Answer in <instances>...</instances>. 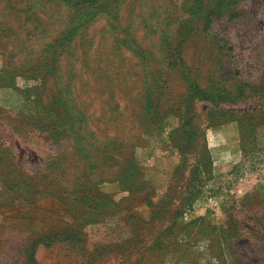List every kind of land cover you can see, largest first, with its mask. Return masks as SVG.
Listing matches in <instances>:
<instances>
[{"label": "rangeland", "instance_id": "374dc122", "mask_svg": "<svg viewBox=\"0 0 264 264\" xmlns=\"http://www.w3.org/2000/svg\"><path fill=\"white\" fill-rule=\"evenodd\" d=\"M0 264H264V0H0Z\"/></svg>", "mask_w": 264, "mask_h": 264}, {"label": "trees", "instance_id": "16d2710c", "mask_svg": "<svg viewBox=\"0 0 264 264\" xmlns=\"http://www.w3.org/2000/svg\"><path fill=\"white\" fill-rule=\"evenodd\" d=\"M236 121H240L238 118L235 119ZM191 123H192V117H190L185 123L181 124V128H187V127H190L191 126ZM239 126V125H238ZM239 131H240V126H239ZM183 145H179L178 148H179V152L181 155H183Z\"/></svg>", "mask_w": 264, "mask_h": 264}, {"label": "built area", "instance_id": "2783aa9c", "mask_svg": "<svg viewBox=\"0 0 264 264\" xmlns=\"http://www.w3.org/2000/svg\"><path fill=\"white\" fill-rule=\"evenodd\" d=\"M208 202L210 203L211 207L213 208L218 207V201L213 199V197H208Z\"/></svg>", "mask_w": 264, "mask_h": 264}]
</instances>
